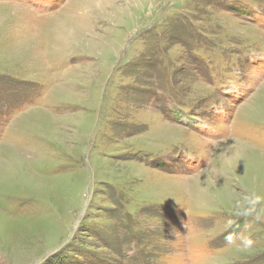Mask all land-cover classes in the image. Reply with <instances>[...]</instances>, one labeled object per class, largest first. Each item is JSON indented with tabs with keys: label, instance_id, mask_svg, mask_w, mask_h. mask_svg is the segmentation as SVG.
I'll return each instance as SVG.
<instances>
[{
	"label": "rangeland",
	"instance_id": "1",
	"mask_svg": "<svg viewBox=\"0 0 264 264\" xmlns=\"http://www.w3.org/2000/svg\"><path fill=\"white\" fill-rule=\"evenodd\" d=\"M83 1L0 0V264H264V0Z\"/></svg>",
	"mask_w": 264,
	"mask_h": 264
},
{
	"label": "trees",
	"instance_id": "2",
	"mask_svg": "<svg viewBox=\"0 0 264 264\" xmlns=\"http://www.w3.org/2000/svg\"><path fill=\"white\" fill-rule=\"evenodd\" d=\"M237 3H238V6L234 10V15L239 19L246 13L247 10L253 9V6L248 2V0H237ZM223 7L227 8L228 10L231 9L225 5H223ZM254 12H255L254 10L248 11L246 13V15H252V14H254ZM191 33L192 34H199V32L197 30H191ZM207 45H208V43H207ZM203 49L210 50L211 48H209L207 46V47H203ZM214 49H215V47H214ZM226 51L230 54L231 57L234 58L237 66H241V67H243V69H244V66L248 68L249 63H250V49L245 48V46H244V47H239L237 49H229ZM209 52H211V51H209ZM223 53H224V51H223ZM211 65H212V62H211L210 58L208 57V61L205 64V68H206V71L208 72L209 75H211V70H210ZM180 102H183V101L181 100ZM183 107H184L183 104H177L178 109H181ZM189 108H192V106H189Z\"/></svg>",
	"mask_w": 264,
	"mask_h": 264
},
{
	"label": "bare ground",
	"instance_id": "3",
	"mask_svg": "<svg viewBox=\"0 0 264 264\" xmlns=\"http://www.w3.org/2000/svg\"><path fill=\"white\" fill-rule=\"evenodd\" d=\"M93 3H95L96 4V6H98L97 8L98 9H96L97 11L99 10V6H101V5H103V6H106V5H109V0H91ZM84 2V5L86 4H89L90 2H89V0H84L83 1ZM84 5L82 4V7H81V2H80V4L78 5L79 6V8H77V10H78V12H80L81 10H82V12H83V7H84ZM94 5V4H93ZM102 6V7H103ZM101 7V8H102ZM103 10V9H102ZM63 11V10H62ZM78 14V13H77ZM79 15V14H78ZM78 15H76L75 13H74V17H70V16H68L69 18V20H70V22L73 24V25H75V24H77L79 21H80V18H81V16L83 17V15H80V17H77ZM66 16H67V14H66ZM85 16V15H84ZM71 24V26H73ZM69 26H63L62 27V29L64 28V29H67ZM250 101V100H249ZM228 144V143H227ZM225 146V150H224V152H222L223 153V156H225V157H227V160H228V162H233L234 161V157L235 156H239L243 151H244V149L247 147V146H245L244 144H234L233 145V147H227V145L225 144V143H222V142H219V146ZM221 153V154H222Z\"/></svg>",
	"mask_w": 264,
	"mask_h": 264
}]
</instances>
